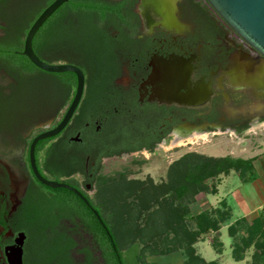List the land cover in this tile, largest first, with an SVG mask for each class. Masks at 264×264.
I'll list each match as a JSON object with an SVG mask.
<instances>
[{
  "label": "flooded vegetation",
  "instance_id": "1",
  "mask_svg": "<svg viewBox=\"0 0 264 264\" xmlns=\"http://www.w3.org/2000/svg\"><path fill=\"white\" fill-rule=\"evenodd\" d=\"M55 1L0 0V264L21 233L22 264H38L26 261V246L44 225L63 235V262L104 264L80 211L47 208L57 193L37 180L32 160L43 179L77 190L85 213L99 218L90 193L105 160L264 124V57L206 0H68L32 49L47 65L80 69L84 88L67 126L32 153L33 141L62 122L77 87L74 74L43 72L22 55L28 31ZM82 2L107 10L103 50L83 49ZM98 58L101 78L93 71ZM57 163L64 164L58 175L45 169Z\"/></svg>",
  "mask_w": 264,
  "mask_h": 264
},
{
  "label": "trees",
  "instance_id": "2",
  "mask_svg": "<svg viewBox=\"0 0 264 264\" xmlns=\"http://www.w3.org/2000/svg\"><path fill=\"white\" fill-rule=\"evenodd\" d=\"M98 7L100 8L95 10L88 3L81 4L83 49L100 51L106 46L99 31L107 27V10L103 5ZM16 44L22 46L23 39L18 38ZM98 61L93 71L97 78H101L104 64L99 58ZM247 129L248 127H244L238 130L237 135H243ZM149 150L152 152L153 147ZM63 166V163L49 164L45 169L56 176L63 171ZM231 173L239 174L245 183L254 180L253 160L232 156L213 158L201 154L185 156L170 168L169 192L155 189L152 195L148 188L145 189L140 196L145 201V206L143 210L136 211L131 210L133 202L127 201L134 198L136 186L121 175L118 182L109 186V203L113 204L112 210H109V218L115 226V234L99 211V218L86 214L84 203L68 190H52L57 195L46 204L48 209L57 207L75 213L80 211L83 220L88 222L86 231L95 239L104 264H148L149 258L172 251H181L185 264H218L217 261L206 262L198 253L196 245L203 236L218 233L221 226L231 220L230 208L225 202H220V208L200 212H192L188 207L199 193L216 195L220 178ZM207 181L214 183L207 186ZM134 215L142 225L138 230L130 225ZM187 221L192 223L193 228H190ZM35 231L31 241L41 244L39 253H42L38 264L60 261L67 264L63 262L67 252V247L62 244L63 235L52 225L41 226ZM228 236L233 240L232 259L235 262L243 261L246 251L254 247L256 251L251 264H264V206L256 217L234 221L228 227ZM116 237L120 238V244ZM213 246H218V252L221 251L217 236L213 239Z\"/></svg>",
  "mask_w": 264,
  "mask_h": 264
},
{
  "label": "rangeland",
  "instance_id": "3",
  "mask_svg": "<svg viewBox=\"0 0 264 264\" xmlns=\"http://www.w3.org/2000/svg\"><path fill=\"white\" fill-rule=\"evenodd\" d=\"M256 137H258L257 139L263 144L260 147H263L264 132L262 135H256ZM238 139L239 136L232 131H213L211 133L207 132L200 134L199 137L195 134L182 138L180 144L176 146H173L172 139H169L166 144L154 154L144 153L107 159L102 164L100 176L95 184V191L90 193V197L93 200L91 202L115 234V226L111 224L112 220L109 218V210L111 211L113 206V204L109 203V186L118 182L120 180H118V178L121 175H123L126 181L132 182L136 186L134 192L135 196L133 195L134 198L127 200L133 202V208H131V210H143V206H145L143 203L145 201L142 197L140 198V196L144 190L148 188L152 195L155 189L169 192L170 168L185 156L195 154H201L213 158L226 156L238 158L248 156V154L243 153L242 150L250 149L251 144L249 142L239 144ZM259 167L264 170V156L259 157L257 160V168L259 169V173H261ZM234 176L235 175L231 176L230 180H235ZM207 182V186H211L213 181ZM208 188L210 189V187ZM234 192L239 193V190H235ZM225 193L226 190L223 187L220 188V193L217 198L216 195L204 194V192L199 193L193 198L192 202L190 201V207L188 208L192 212H200L210 208H220L221 204L219 198L222 196L224 197L226 195ZM230 215L231 220L227 224H223L218 233H210L203 236L200 242L196 245L197 251L206 262L217 261L218 264H251L252 256L256 251L254 247L246 251L243 261L235 262L232 259L233 240L228 236V227L234 223V220L231 213ZM132 222L133 223L130 225H132L134 229L138 230L142 227V225L139 224L136 215H134ZM187 224L190 228H193L190 221H187ZM216 236L222 247H220V252H218V246H213V239ZM116 240L120 244V238L116 237ZM27 247L32 251L27 252ZM39 250H41V244L38 241L32 243L29 242V245L26 246V261L39 262V259L42 256V253H39ZM148 264H185V257L181 251H172L165 255L149 258Z\"/></svg>",
  "mask_w": 264,
  "mask_h": 264
},
{
  "label": "water",
  "instance_id": "4",
  "mask_svg": "<svg viewBox=\"0 0 264 264\" xmlns=\"http://www.w3.org/2000/svg\"><path fill=\"white\" fill-rule=\"evenodd\" d=\"M210 6L218 13V15L228 24V26L247 44L252 46L259 54L264 57V0H206ZM68 0H56L51 4L33 23L24 39V46L22 55L26 57L31 64L43 72L62 74L72 73L76 76L77 87L73 101L62 122L49 132L39 135L32 144V153L35 145L42 140L51 139L57 136L69 123L72 118L79 101L82 96L84 88V75L82 71L76 67L65 66H50L41 62L34 54L32 49V42L47 19ZM34 174L37 180L45 187L56 190L64 189L71 191L79 197L85 204L88 202L83 196L72 187L50 182L43 179L37 172L34 160H32ZM25 235L19 234L15 240V245L7 250L8 264H22L23 262V246Z\"/></svg>",
  "mask_w": 264,
  "mask_h": 264
},
{
  "label": "crops",
  "instance_id": "5",
  "mask_svg": "<svg viewBox=\"0 0 264 264\" xmlns=\"http://www.w3.org/2000/svg\"><path fill=\"white\" fill-rule=\"evenodd\" d=\"M263 132L264 124H260L243 135H238L239 144L246 142L251 144L250 149L242 150V152L248 154V156L238 158L253 160L254 180L245 183L242 181L239 174L231 173L228 176L221 177L217 186L216 198L219 196L220 188L223 187L226 190V195L219 198V200L220 202H225L230 208V213L234 221L241 218H254L260 213L264 206V170L259 167L261 169V173H259V169L257 168L258 158L264 156V146L260 147L263 144H261L259 139H257L258 137H256V135H262ZM233 175H235V180L232 181L230 178ZM235 190H239V193L234 192Z\"/></svg>",
  "mask_w": 264,
  "mask_h": 264
},
{
  "label": "bare ground",
  "instance_id": "6",
  "mask_svg": "<svg viewBox=\"0 0 264 264\" xmlns=\"http://www.w3.org/2000/svg\"><path fill=\"white\" fill-rule=\"evenodd\" d=\"M196 136L199 137L200 135H199V134H196ZM180 142H181V140L176 139L174 142H172V145H173V146L179 145Z\"/></svg>",
  "mask_w": 264,
  "mask_h": 264
}]
</instances>
